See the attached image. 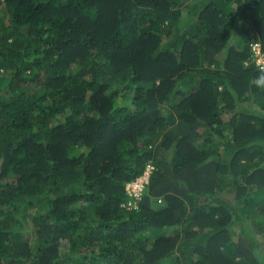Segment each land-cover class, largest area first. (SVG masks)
I'll return each instance as SVG.
<instances>
[{
    "label": "trees",
    "instance_id": "trees-1",
    "mask_svg": "<svg viewBox=\"0 0 264 264\" xmlns=\"http://www.w3.org/2000/svg\"><path fill=\"white\" fill-rule=\"evenodd\" d=\"M254 43L264 0H0V264H264Z\"/></svg>",
    "mask_w": 264,
    "mask_h": 264
},
{
    "label": "built area",
    "instance_id": "built-area-1",
    "mask_svg": "<svg viewBox=\"0 0 264 264\" xmlns=\"http://www.w3.org/2000/svg\"><path fill=\"white\" fill-rule=\"evenodd\" d=\"M252 53L254 54V63L255 66L261 71L264 69V53L262 51V47L260 43H254L251 46ZM150 173V169L147 170L145 175L135 182L127 184V192L130 197L140 200L143 194L144 186L148 184V176ZM129 206H133L132 202H129Z\"/></svg>",
    "mask_w": 264,
    "mask_h": 264
},
{
    "label": "clouds",
    "instance_id": "clouds-1",
    "mask_svg": "<svg viewBox=\"0 0 264 264\" xmlns=\"http://www.w3.org/2000/svg\"><path fill=\"white\" fill-rule=\"evenodd\" d=\"M262 72H264V69H261ZM262 81H264V78H262V80H258L257 83H261ZM148 170V169H147ZM147 172V171H146ZM145 172V173H146ZM145 175V174H144ZM143 177V176H142ZM140 179V178H139ZM149 179H150V173H149V176H148V183H149Z\"/></svg>",
    "mask_w": 264,
    "mask_h": 264
},
{
    "label": "rangeland",
    "instance_id": "rangeland-1",
    "mask_svg": "<svg viewBox=\"0 0 264 264\" xmlns=\"http://www.w3.org/2000/svg\"><path fill=\"white\" fill-rule=\"evenodd\" d=\"M223 57L221 56V58H223ZM255 108L258 109V107H255ZM261 242H264V237L261 239Z\"/></svg>",
    "mask_w": 264,
    "mask_h": 264
}]
</instances>
